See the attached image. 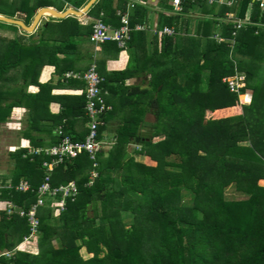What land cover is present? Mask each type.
<instances>
[{
  "label": "trees",
  "instance_id": "16d2710c",
  "mask_svg": "<svg viewBox=\"0 0 264 264\" xmlns=\"http://www.w3.org/2000/svg\"><path fill=\"white\" fill-rule=\"evenodd\" d=\"M88 1L12 0L0 14L30 25L42 7L80 9ZM131 1L97 0L85 22L76 16H50L28 42L0 36V81L11 79L7 74L22 65L25 84L37 87L32 92L26 87L0 91V121L14 107H28L30 128L24 135L33 147L58 144V127L74 140L83 141L89 131L82 92L86 82L66 78L68 71L82 74L95 62L104 78L101 87L111 110L101 115L100 137L109 119L119 115L117 141L97 154L96 167L82 153L52 172L53 186L75 181L79 193L62 212L39 208L37 251L16 250L10 257L3 253L0 264H264V185L259 183L264 179V89L251 83L262 59L257 43L264 28L255 23H264V8L254 2L251 24L233 36V24L216 17L227 11L244 16L251 0L232 6L185 0L182 12L158 13L148 51L143 44L152 22L150 0L129 7ZM157 1L172 9L169 0ZM2 5L0 0V10ZM196 9L204 17L185 16ZM123 13L132 28L141 24L144 29L132 30L124 49L115 41L102 44L106 56L125 49L130 56L125 69L105 72L94 59L92 23L100 18L117 28ZM165 26L175 34H161ZM0 28L20 29L2 21ZM217 31L233 38L234 45L217 42ZM48 66L52 75L42 80ZM139 72L147 73L146 86L127 84ZM236 72L245 75L240 92L230 91L223 81ZM67 88L79 92H56ZM249 90L246 102L240 96ZM5 96L13 99L5 102ZM233 107L238 111L217 113ZM130 144L137 150L130 151ZM138 155L145 160H137ZM9 156L13 170L0 188V252H12L30 233L27 218L8 213L5 204L28 210L46 174L43 153L30 155L26 146H19ZM94 169L98 175L89 184ZM22 180L30 190L16 189ZM231 186L244 198L228 199ZM83 248L90 256L82 255Z\"/></svg>",
  "mask_w": 264,
  "mask_h": 264
},
{
  "label": "built area",
  "instance_id": "2783aa9c",
  "mask_svg": "<svg viewBox=\"0 0 264 264\" xmlns=\"http://www.w3.org/2000/svg\"><path fill=\"white\" fill-rule=\"evenodd\" d=\"M185 0H170L173 12H181L183 10V2ZM191 1H205L210 5H227L232 6L237 0H191ZM260 2V5L264 8V0H254ZM131 1L130 6L133 7L134 3ZM223 22H231L233 24L232 35L235 36L238 30L251 24L250 20L243 19L237 16L233 11H227L223 17H216ZM144 26L136 24L133 28L129 25V18L127 13L121 15V25L114 28L102 21V19H94L92 23V32L90 34V42L94 45L95 50H99L101 45L107 41H115L121 49L125 48L127 40L130 38V32L132 30H142ZM163 35L175 34L173 27L165 26L160 30ZM214 36L217 42L230 41V45L233 46L235 40L233 38H226L220 35L219 31ZM66 78L76 77L81 78L86 82L84 88V96L86 100L85 111L88 117V133L85 139L74 140L72 136L66 135L62 128L55 131L56 134L61 136V141L58 144L46 147H27V154L36 155L43 153L47 159L43 161V167L46 171L43 183L37 188V200L31 207L26 210L22 207L16 206L12 202L5 204L4 208L8 213H17L21 217H26L30 226V233L24 237L23 242L16 246L17 250H21L25 242L29 241L33 237H36L39 229L38 210L43 206H50L56 213L62 212L66 209L68 200L73 201L79 193L77 183L75 181H69L68 183L59 184L53 186L51 184V175L56 167L60 164H65L67 161H71L77 158L82 153H87L89 158L93 161V166L96 167V156L104 150L109 143L107 136L101 133L99 136V126L103 124L101 115L111 110V105L105 100L106 91L102 89L101 84L104 80L97 71V65L95 62L91 64L89 69L82 74L79 72L68 71L65 73ZM230 91L240 92L244 87L245 75L238 73L226 76L223 78ZM98 173L94 169L90 175L89 184L97 177ZM16 189L20 191H28L31 189V185L28 181L22 180L16 185ZM21 248V249H20Z\"/></svg>",
  "mask_w": 264,
  "mask_h": 264
},
{
  "label": "rangeland",
  "instance_id": "374dc122",
  "mask_svg": "<svg viewBox=\"0 0 264 264\" xmlns=\"http://www.w3.org/2000/svg\"><path fill=\"white\" fill-rule=\"evenodd\" d=\"M59 2H62V0H58ZM5 5H2V8L0 11L4 12L2 9L5 7L10 8L11 5H9L12 0H3ZM50 17V15H44L43 19L44 21L47 20ZM77 17V16H76ZM81 18V16H80ZM42 21L40 25L43 24ZM32 23V22H31ZM30 23V24H31ZM40 25L37 27V29L40 27ZM36 29V30H37ZM31 33L24 31L22 29H19L17 32L7 29V28H0V36H5L6 38H13L14 36H19L21 40L24 42H28L29 36ZM91 46V44H89ZM22 65L17 67L16 69H12L7 76L11 79L8 80H1L0 81V91L5 93H11L13 90H20L21 88H25L28 92H32L36 90V86L29 84L26 85L23 78L21 77V70ZM49 78V77H48ZM253 85H257L264 89V59L258 61V67L255 71V77L252 79L251 82ZM250 94L251 90H249L247 93H245V96H240V98L246 102L250 101ZM13 99V96H5L2 98L5 102H10ZM239 107H233L232 109H228L225 111L217 112L218 114L222 113L223 116H225L228 113L236 112L238 111ZM225 112V113H224ZM30 109L28 107H14L11 111V113L8 115V117L5 120L0 121V188L2 186V181L6 177H11V172L13 170V160L10 158L9 154L13 152L17 147L19 146H32L29 138H27L24 133L29 130L30 128ZM221 114V115H222ZM225 114V115H224ZM152 120V119H149ZM106 134V133H105ZM113 133H109V137H111ZM115 135H112L111 140L109 139V143L104 149L105 152H107L109 149L113 147V145L116 142ZM137 147L130 144V151L137 150ZM139 150V149H138ZM137 160L143 161L145 160L144 156L138 155L136 156ZM259 183L264 185V179L259 180ZM226 197L228 199H241L244 198L242 194H239L236 192L233 188V186L227 188L226 190ZM189 198L188 195L185 196V200ZM4 203L0 202V206H3ZM131 218L127 217L125 218V222L127 224L131 223ZM38 235V234H37ZM37 243H38V237H33L29 241L25 242L22 246L21 250H26L29 252L37 251ZM19 245V244H18ZM58 245V244H57ZM56 245V246H57ZM17 249H13L12 252H6L2 251L0 252V255L5 253L6 257H10L13 253H15ZM81 253L84 257L90 256V254H87L84 248L81 250Z\"/></svg>",
  "mask_w": 264,
  "mask_h": 264
},
{
  "label": "crops",
  "instance_id": "0c3cea01",
  "mask_svg": "<svg viewBox=\"0 0 264 264\" xmlns=\"http://www.w3.org/2000/svg\"><path fill=\"white\" fill-rule=\"evenodd\" d=\"M149 2L151 4L150 5L149 17H150L152 22H151V26H149L148 29H145V31H146L145 44H143V45L147 46L148 51H150L152 49V47H153V44H152V39H153L152 36L154 34V29L153 28L155 26V22L157 20L158 13L165 11V12H167L169 14H176V12H173L172 9H166L163 6L159 5L157 0H150ZM254 2H258V1L251 0V3L248 4V7H247V9L245 11V15L244 16H240L241 18L247 19V20L250 19L251 10H252V4ZM130 3L131 2L128 3L129 7H130ZM170 3L171 2L169 0V4ZM260 9L263 10V7L261 5H260ZM188 15L191 16V17H195V18L204 17V14L203 13L201 14L199 11H197V9H196V11H194L192 13H188L185 16H188ZM78 18L81 21L85 22V21L89 20L90 16H86V14H84L83 16H81V18L80 17H78ZM255 25L263 26V28H264V23H260L259 21L256 22ZM93 49H94V51H93L94 59L97 60V61H100V67L105 72H109V71H113V70H123L128 65V62H129V59H130L129 58L130 56H129L128 49L120 51L116 55L111 54V56H106V53H104V51L102 49V45H101L99 50H95V48H93ZM257 53H261L262 54V56H261L262 59L261 60H263L264 59V37L261 38L258 41V43H257ZM84 65H85V63H84ZM51 71H52V68L49 67V66L46 67L45 69H43L42 72H41V79L42 80H47L48 77H50L52 75ZM146 80H147V73L146 72H139V73H134L133 76H131L128 79H126V82L129 85H132V86L138 85V86L143 88V87L146 86V83H145ZM63 91L66 92V93H69V94H73V93H78L79 89H72V88L69 89V88H67V89H64V90L63 89L62 90H57L56 92H63ZM56 107H57L56 105L53 106V108H56ZM118 116L116 118L109 119L108 129L105 130V133H106V136H107L108 140L109 139L111 140L112 135H114L115 129H116L117 125L119 124V117ZM147 119H153V118L151 117V115L148 114L147 115ZM59 128H61V127H58L55 130H57ZM109 133L110 134L113 133L111 135V137H109Z\"/></svg>",
  "mask_w": 264,
  "mask_h": 264
},
{
  "label": "water",
  "instance_id": "95a60500",
  "mask_svg": "<svg viewBox=\"0 0 264 264\" xmlns=\"http://www.w3.org/2000/svg\"><path fill=\"white\" fill-rule=\"evenodd\" d=\"M97 1V0H89L84 7L80 8V9H76L73 7L67 8L64 11H58L56 8L54 7H50V6H46V7H42L40 8L37 13L35 14L32 23L30 25H27L23 20L21 19H16V18H12V17H8L5 16L3 14H0V21L2 22H6V23H10V24H14L19 26L20 29L27 31L29 33H33L37 27L40 25V23L42 21H44L43 16H44V11L48 10L49 12L52 13L53 17L56 18H65L67 16H83L84 14L87 13V11L89 10V8L93 5V3Z\"/></svg>",
  "mask_w": 264,
  "mask_h": 264
},
{
  "label": "bare ground",
  "instance_id": "6f19581e",
  "mask_svg": "<svg viewBox=\"0 0 264 264\" xmlns=\"http://www.w3.org/2000/svg\"><path fill=\"white\" fill-rule=\"evenodd\" d=\"M47 14L53 17V15H52L51 12H49L48 10H45V11H44V15H47ZM54 18H56V17H54ZM57 130H58V129H57ZM55 131H56V130H55ZM55 131H54V133H55Z\"/></svg>",
  "mask_w": 264,
  "mask_h": 264
}]
</instances>
